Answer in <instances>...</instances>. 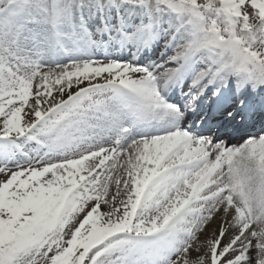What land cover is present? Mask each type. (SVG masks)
<instances>
[{"label": "snow or ice", "instance_id": "obj_1", "mask_svg": "<svg viewBox=\"0 0 264 264\" xmlns=\"http://www.w3.org/2000/svg\"><path fill=\"white\" fill-rule=\"evenodd\" d=\"M0 264H264V0H0Z\"/></svg>", "mask_w": 264, "mask_h": 264}, {"label": "bare ground", "instance_id": "obj_2", "mask_svg": "<svg viewBox=\"0 0 264 264\" xmlns=\"http://www.w3.org/2000/svg\"><path fill=\"white\" fill-rule=\"evenodd\" d=\"M113 55H116V56H118V57H120V58H130L129 57V54H128V52L127 51H124V52H118V53H112ZM97 55L101 58V59H103V56H104V53H102V52H98L97 53ZM86 83L87 82H85V84L84 85H81V86H86ZM77 90V87L75 86V85H73V88H72V91H76ZM55 94V93H54ZM66 98V97H65ZM256 123H260L259 122V120H257V122ZM253 129H256V128H253ZM251 130V129H250ZM260 131H258V130H256V131H253V132H251L252 134H256V133H259ZM242 135H244V133H241L240 135H235L234 134V140L236 141V142H239V140H240V138H241V136Z\"/></svg>", "mask_w": 264, "mask_h": 264}]
</instances>
